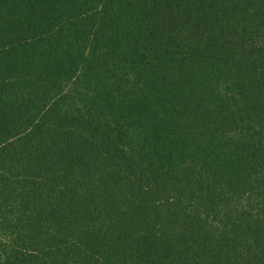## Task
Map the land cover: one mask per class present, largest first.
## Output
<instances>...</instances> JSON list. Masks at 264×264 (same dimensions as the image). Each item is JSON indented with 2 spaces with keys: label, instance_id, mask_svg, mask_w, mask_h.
<instances>
[{
  "label": "trees",
  "instance_id": "obj_1",
  "mask_svg": "<svg viewBox=\"0 0 264 264\" xmlns=\"http://www.w3.org/2000/svg\"><path fill=\"white\" fill-rule=\"evenodd\" d=\"M0 264H264V0H0Z\"/></svg>",
  "mask_w": 264,
  "mask_h": 264
}]
</instances>
